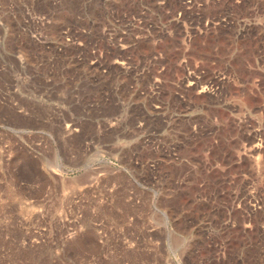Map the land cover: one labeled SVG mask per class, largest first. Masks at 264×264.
Returning <instances> with one entry per match:
<instances>
[{"label":"rangeland","instance_id":"obj_1","mask_svg":"<svg viewBox=\"0 0 264 264\" xmlns=\"http://www.w3.org/2000/svg\"><path fill=\"white\" fill-rule=\"evenodd\" d=\"M126 1L0 0V264H264V0H138L153 122Z\"/></svg>","mask_w":264,"mask_h":264},{"label":"built area","instance_id":"obj_2","mask_svg":"<svg viewBox=\"0 0 264 264\" xmlns=\"http://www.w3.org/2000/svg\"><path fill=\"white\" fill-rule=\"evenodd\" d=\"M137 3V7L134 10L132 3L126 1V7L117 15L115 14L114 8L110 10L111 15L110 18L107 20L106 24L104 25V31L108 36L109 42H114L116 40L119 41V50H124L128 53L129 50H132L133 55L127 56L120 59H115L113 64L118 66L120 70L119 78L122 81V84L127 87L130 94L133 92L135 97H139V101L137 103H142L141 99L143 98H153V96H157L158 86L155 82L150 81V71H145V68H141V62L147 60V56L142 54L141 50L142 45L145 41L151 43L152 45H156L158 41H163L164 39H168L169 35L171 36V31L166 30L165 25H158V16L159 14H153L152 10L146 6H143L142 1H135ZM135 3V4H136ZM164 3V2H163ZM114 5V3L112 4ZM141 6V7H139ZM181 15V13H179ZM162 28L163 34H158V29ZM114 31V33L112 32ZM117 31V32H116ZM202 32V31H201ZM116 35L115 38L112 35ZM190 34L185 36L184 38L187 41H191ZM186 41V42H187ZM185 42V43H186ZM81 44V42H79ZM116 48V46H115ZM81 57V55H80ZM82 59V58H80ZM98 60H91V64L96 63ZM151 61L149 62V64ZM112 70V69H111ZM104 73H109L107 69H105ZM109 73L108 75H111ZM156 81V79L154 80ZM153 82V83H152ZM148 87L149 90H143L142 87ZM118 88V87H117ZM119 89V88H118ZM205 89V90H204ZM209 89V88H207ZM203 91H207L206 88H203ZM132 95V94H131ZM135 102V105H137ZM149 110V121L153 122L154 118L157 116V111L159 109V105L155 104L151 100V104L148 106ZM143 125V124H142ZM154 133V132H153ZM257 150L254 147L251 152H255ZM254 163H259V157L253 156ZM253 191V188L251 190ZM240 207V206H239ZM258 206L256 202L250 203V208L248 209V213L250 211L257 212ZM247 227H251L250 224H247ZM264 227V225H263Z\"/></svg>","mask_w":264,"mask_h":264}]
</instances>
